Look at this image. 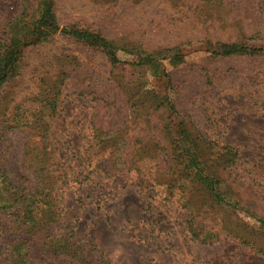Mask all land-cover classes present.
<instances>
[{
  "label": "rangeland",
  "instance_id": "1",
  "mask_svg": "<svg viewBox=\"0 0 264 264\" xmlns=\"http://www.w3.org/2000/svg\"><path fill=\"white\" fill-rule=\"evenodd\" d=\"M202 3L203 0H57L56 13L62 28L79 24L106 30L110 35L129 32L132 36L124 40L133 44L146 41L154 46H179L184 62L177 67L171 66L169 60L163 62L175 79L171 96L178 113L193 123L201 135L241 152L242 170L237 173L248 185L245 194H254L260 186L264 187V55L211 59L206 52L208 46L199 39L210 36L215 41L262 46L249 44L247 39L239 40L242 35L264 38V0H230L228 4L236 14L243 11L249 16L247 20L234 18L231 27L225 28L218 21L203 29L198 28V22L188 26L189 17L198 13ZM25 5L31 7L30 13H33L39 0H0V20L16 19ZM109 34L110 38L121 37ZM179 43L181 45H176ZM118 57L121 61L131 59L123 52ZM49 60H74L79 71L76 75L81 78V73L91 74L104 95L111 98L103 104L91 96H77L73 92L75 86H68L60 112L52 122V135H68L71 142L73 152L68 165L82 172L75 176L77 180L72 178L62 189L65 216L60 235L72 234L83 241L90 238L92 244L88 250L103 264H264V231L258 221L243 210L217 206L216 215L220 221L253 235L262 252L225 235L209 242L190 235L179 189L171 194L167 184L154 180L160 173H169L170 164L164 155L142 164L144 180L140 186H136L135 174L125 172L123 177L110 180L118 183L117 192L109 195L110 191L103 187V191L97 190L94 194L96 197L87 193V183L95 182L96 173L110 166L107 155H99L94 135H122L123 140L138 138V147L140 142L151 146L159 140L161 147L167 145L161 135L167 122L174 124L176 118L169 119L162 111L153 112L140 104L134 108L130 103L125 109V99L118 94V88L125 86L120 81L124 80L127 85L128 81H133V75L134 82H141L146 91L164 95L167 84L159 81L150 69L140 72L120 67L113 71L114 79L100 51L58 33L45 45L26 51L22 60L24 77L8 85L3 96L0 95L3 111L0 122L4 123L9 114L14 113V107L37 92L30 73ZM80 66L87 70L83 72ZM212 73L217 82L210 84L208 78L213 77ZM256 74L259 76L254 79ZM4 94L9 97L8 101ZM112 106L117 107L116 111L106 113V116L110 114L111 128L98 131L96 127L108 121L101 112L105 107L111 110ZM3 126L0 125V129ZM12 134L19 135L18 149L28 140V135H32L28 130ZM13 160L16 165L20 164L19 157ZM89 168L93 173L88 178ZM110 181L96 182L111 186ZM78 188L81 189L77 191ZM100 199L103 200L98 202ZM249 203L255 215L264 219V203L258 205L253 199H249ZM10 227V221L4 219L3 229ZM0 264H7L1 256Z\"/></svg>",
  "mask_w": 264,
  "mask_h": 264
},
{
  "label": "trees",
  "instance_id": "2",
  "mask_svg": "<svg viewBox=\"0 0 264 264\" xmlns=\"http://www.w3.org/2000/svg\"><path fill=\"white\" fill-rule=\"evenodd\" d=\"M56 1L39 0L33 13L29 10L32 8L25 5L16 19L9 22L0 20V95L3 96L8 85L24 77L22 60L26 51L45 45L58 33L100 51L106 57L112 69L110 77L114 79L113 71L120 67L140 72L150 69L159 81L167 84L164 95L153 90L146 91L141 82H134L133 75V81H128L127 85L124 80L120 81L125 86L118 88V94L125 99V109L130 103L134 108L140 104L153 112L162 111L169 119L176 118L174 124L167 122L164 135H161L167 145L161 147L158 145L159 140L151 146H143L140 142L138 147V138L123 140L122 135H94L99 155H107V163H110V166L96 173V181H112L128 172L135 174L136 186H140L144 180L142 164L164 155L167 164H170L169 173H160L154 180L167 184L171 194L179 189L186 212V226L194 239L209 242L225 235L252 250L262 252L253 235L217 218V206L243 210L256 219L264 231V219L257 217L253 207L248 206L249 199L257 200L258 205L264 203V187L259 185L260 188L254 194L246 195L245 187L248 185L243 183L242 175L237 173L242 170L241 152L230 145L213 141L207 135H201L193 123H189L186 117L184 120L178 113L171 96L175 79L163 62L169 60V64L174 67L182 64L184 55L181 48L175 45L154 46L146 41L133 44L124 40L126 36L132 35L120 32L121 29H118L119 35L112 33L121 37L110 38L106 30L99 31L89 26L77 24L62 28L56 13ZM229 1L203 0L198 13L189 17L188 26L198 22V28L203 29L218 21L227 28L233 26L231 22L234 18H249L247 12L236 14ZM232 12L235 13L233 18ZM246 39L249 44L263 45L215 41L210 36L199 41L208 46L206 52L211 59L264 55V38L242 35L239 41ZM120 52L130 56V61H121L118 57ZM73 61L49 60L48 63L39 64L30 73L37 92L14 107V113H10L11 116L4 123L0 122V125L4 124L0 129V256L7 264H103L88 250L92 244L90 238L83 241L72 234H59L65 216L62 189L72 178L77 180L75 176L82 172L68 165L71 161L69 155L73 152L71 142L68 135H52V122L60 112L62 97L68 86H75L73 92L79 97L91 96L103 104L111 99L104 95L91 74L81 73L79 78L76 75L78 66ZM81 68L83 72L87 70L86 67ZM212 75L208 78L210 84L217 82L216 75ZM258 76L256 74L254 79ZM8 98L4 96L6 101ZM116 109V106H112L111 110L105 107L101 113L109 121L111 117L110 114L106 116L107 110L115 112ZM2 116L5 114L2 113ZM108 121L106 125L100 123L97 130L104 132L110 129L111 122ZM24 130L32 135H28V140L18 149L16 144L19 135H13L12 132ZM16 157L21 159L19 165L14 163ZM91 171H87L88 178L93 173ZM167 180L169 183H166ZM96 181L87 183V193L93 197L103 187L110 191L109 195L119 189L116 181H110L111 186ZM4 219L10 221L8 230L3 229Z\"/></svg>",
  "mask_w": 264,
  "mask_h": 264
}]
</instances>
